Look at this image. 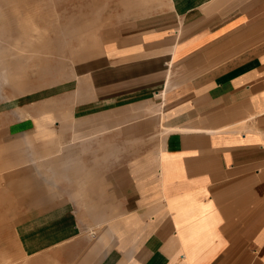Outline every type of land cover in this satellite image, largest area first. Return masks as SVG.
Masks as SVG:
<instances>
[{"label":"crops","instance_id":"0c3cea01","mask_svg":"<svg viewBox=\"0 0 264 264\" xmlns=\"http://www.w3.org/2000/svg\"><path fill=\"white\" fill-rule=\"evenodd\" d=\"M4 1L0 50L7 48L2 34L26 41L25 20L47 15L33 0L23 16L10 14L11 3ZM71 1L58 4L67 5L59 21L68 22L66 30L81 27ZM166 2L162 11L114 20L101 31L99 48L74 52L69 84L25 83V89L41 90L38 108L0 111V164L25 155L24 183L13 188L34 190L17 204L33 209L17 228L25 257L40 254L42 264H264V0ZM12 15L19 17L17 29L10 25ZM38 21L31 29L43 35L30 46L41 51L37 63L63 45L98 41L96 35L45 38L41 27L57 33L58 25ZM99 52L106 67L91 69L95 83L87 89L86 82L77 83V67L93 65ZM58 61L44 74L66 72L65 55ZM12 89L8 100L17 98L18 85ZM87 90L107 105H82ZM72 139L76 151L62 154ZM83 139L91 152H78ZM39 154L48 156L49 166L58 164L51 169L55 174L43 167L45 184L35 191L27 167ZM18 168L7 170L11 179ZM68 177L89 195V212L82 214L76 200L53 203L46 197L63 198ZM87 224L105 227L91 232Z\"/></svg>","mask_w":264,"mask_h":264},{"label":"rangeland","instance_id":"374dc122","mask_svg":"<svg viewBox=\"0 0 264 264\" xmlns=\"http://www.w3.org/2000/svg\"><path fill=\"white\" fill-rule=\"evenodd\" d=\"M27 1L28 0H18V1L6 0L4 2H6L7 4L11 3L9 5L11 6V8L12 7L13 8L12 9L10 8L11 10L9 9L10 14L17 12L18 14H21L23 16V14L29 12V8L31 7L30 4L27 3ZM61 1H65V0H48V1L47 0H33L32 3L39 4L42 10L47 13V15L46 16L44 15L43 18L42 17L38 18L35 16L33 20L30 17L31 19L30 21L28 19L25 20V23L23 24L24 25L23 28L27 30L26 32L28 34L26 41L25 39L17 38V35L15 33L14 35L12 34L13 36H16L14 38L8 32H7L8 34L7 33L2 34L4 35L3 41H4V44L7 45V48L0 50V93L2 94V95L0 94V111L6 112L13 108L20 109L26 106H31L30 108H32V106L35 108H38V106L41 105V100H42L41 95H39L41 90H39V88L37 89L30 88L27 91V89H24L25 88L23 86L24 83L26 84L31 83V85H33L34 83H38L43 86V83L46 82L45 84H48L47 86H45L46 88L54 87L58 85L59 83H62L63 81H65V84H69L67 80L74 79L73 70H75L72 64V58L70 56L73 57L74 52H79L80 48L82 50V53L84 54H88L92 52V50L94 51L96 47L99 48L102 44V38H103L101 37V31H103L104 28H106V26L113 25L112 23L114 20L122 21L123 16L127 18L128 13H129L128 16L132 19L138 16L139 14L138 11H141L143 13L148 12V11L152 12L154 11L155 8H157V10L160 9L162 11L166 7L169 6L167 5L166 0H72L70 3L71 5L74 4V6L69 7V9L74 7L75 12H79L78 13L79 17L77 18L78 19L80 18L79 23H81V25L79 26L81 27L78 26L79 28L77 29L66 30L68 28L66 27L68 25V22L66 24L64 21L62 23L59 22L60 19L62 18L61 10H64L67 8V5L65 4L66 6L60 9V6H58V4H60ZM2 10H3V5H0V14ZM7 14L8 13H6V15ZM11 17L12 18H11L10 23L12 24L10 25L14 29L19 28V25H18L19 17L17 18L15 17V15H12ZM70 17L72 18L75 16H70ZM38 19H40V21H42V19L44 20L48 19L50 22L51 28L54 25L55 26L58 25L57 28L59 29L57 33H49L47 31L46 26L41 27L44 29L45 38L47 36H52L55 39L59 38V40L65 41L68 39L73 40L75 38L83 39L85 37H90V36L92 37L96 35L98 41L97 43L94 42L89 45V43H85L84 40H82V42L81 41L75 42L73 46H71L72 48L64 46V45L61 46L62 45L61 44L60 45L61 48H55L51 50L50 52L51 58L50 56H47L45 63H42V64L37 63L38 61L39 62L42 61L40 60L41 51L36 48L31 49L30 46H31V42H33L34 40L39 41L43 35L41 32H35L31 29L32 24L37 25L39 23ZM63 23L65 24V26ZM72 23H74V21H72ZM63 27L64 29L62 31ZM23 34L25 35L24 32L21 35ZM10 35L12 36V38H10ZM18 35L21 36L20 33H18ZM34 35L37 36L36 39ZM10 41L12 45H10L11 44ZM6 45L4 46L6 47ZM11 46H12V50H11ZM23 46L24 48H22ZM27 48H30V49H27ZM61 54H64L66 57V66L64 67V69L67 71L60 72V74L58 72L50 71V74L45 75L44 71H46L47 68L51 67L52 69H55L58 65H60V61H58V59L61 56ZM101 57H102V52H99L98 55L91 58V60L93 61V65L86 63L82 66L77 67L78 70H81L80 73L77 74V76L79 75L78 78L80 79L79 81H77V83L86 82L87 84L86 83H83V84L84 85L86 84L87 89L89 88V82L90 83L93 82V84L95 83V81L89 80L90 79L89 72L91 71V69L94 73H98L99 71L100 72L104 71V68L106 67V65L105 63H103V60ZM49 58L51 61L50 63H49ZM82 59L83 61L81 62L84 63L86 62L84 61V59H87V58H82ZM25 61H27L28 63H26ZM69 70L70 71L72 70V72L68 73ZM42 79H44L45 81H42ZM72 82L73 81H71V83ZM98 83L105 84V82H101V81H98ZM118 83L120 85V82ZM16 85H18V90H19L17 98L14 100H11V99L8 100L10 98L9 96L11 95L9 93V90L14 92L12 89V86H16ZM50 90H51L50 92H54V93L56 92V88L55 89L51 88ZM98 91H99V94L104 92V86L98 85ZM78 97H77V100L79 99ZM80 98L82 101V105H88V106L92 105L94 109L105 107V104H106V102H102L104 101L103 98H101V102L99 101L98 103H96L95 102L96 97H91L90 90L85 91L83 96ZM70 99L72 103H69V104L73 105V98H70ZM45 103H49V102L45 101ZM34 110H37V109H34ZM24 115H27V117L29 116L28 118L32 117L30 113L25 112ZM69 115H71L70 119L72 121L73 115L72 114H69ZM19 118L22 119V114L20 113H19ZM66 120H69V118H67ZM1 125H4V123H2ZM4 134H5L4 130L3 129L0 130V136L1 135L4 136ZM93 137H97L96 139L100 140V139H104L105 135H101V136L93 135ZM96 139H93V141L95 142ZM74 140L72 139L70 141L71 143H68L62 146L61 150L59 151L62 154H70L71 152L76 151L75 146L73 144ZM86 142L87 141H85V139L82 140L81 147L83 148H80V145H78V152H80V149H81V153L83 154L91 152V150L87 151L85 149L87 147L89 149V146L86 147L87 145ZM18 147L20 148L19 145ZM4 149L5 148L0 149V153L4 154L5 153ZM20 151H24V150L22 149ZM38 152L40 153L42 152V150H38ZM55 152L57 153L58 151L56 150ZM47 154L48 153H46V155ZM6 156H8V154L4 155L2 158L5 159ZM44 158H48V156H42L41 154H39L35 156L36 160L34 161L30 160L28 162L30 166L27 167V169L33 170L32 174H34L33 177L29 176L28 178L32 179L33 182L36 184L35 188L37 189L34 188L35 191L42 189L44 187L45 178L43 175H41L42 174L41 172L44 169L43 167H45V169L47 170L50 169L51 172H52L51 169L57 168L56 164H58V162H55L53 165L49 166L48 164H50L51 162H49V160L47 159L44 160ZM10 159L11 160L1 161V164H0V171H6L3 174L1 172L0 174V190H1L0 192V264H42V258H40L41 257L40 254H35L33 258H27L24 256L23 248L21 245L22 243L17 234V228L21 225L20 223L26 219V214L28 212H32L33 210L31 207L27 208L26 203L22 204V206L19 205L20 207H17L18 206L17 204H21L20 202H22V200H26L25 195H27L29 192L32 193L34 191L33 188L31 187V189L28 190V192L26 193L24 189L23 191H19V188H15V189L13 188V186L17 182L19 184H22V182L24 183V174H25V169H26L24 164L27 163L26 157L25 155H20V156L17 155V157L14 158V155H13V157H11ZM71 163H73V161H71ZM16 168H18V177L17 178L14 177L11 179L10 172H7V170L8 169L15 170ZM31 172L32 171H30V173ZM52 173L55 174L54 171ZM73 180L74 179L69 178V177L65 178L64 189H66V192L65 191H64L65 193L63 192L64 193L62 194L63 198L60 197L59 195L56 197L52 193L51 194L49 193L48 196L46 197H48V200L52 201L53 203L54 201L57 202L58 199H60L61 201L66 200V201H71V202L76 200V206L79 207V211L82 210L81 213L85 214V212H89L90 210L89 206H91V202L88 199L89 195L84 194L83 192L80 193V189L81 188L83 189V187L77 184L76 180L75 182ZM86 188H89V187L87 186L85 187V189ZM16 189H18L17 192L15 191ZM35 195H40V193L36 192ZM51 195L53 197H51ZM83 219L86 221L88 220L87 218H83ZM81 227L83 228L84 226L82 225ZM85 227L87 228L86 230L88 231L89 229L90 230L93 229L91 232H97V230H101L105 226H89V224H87V226Z\"/></svg>","mask_w":264,"mask_h":264},{"label":"bare ground","instance_id":"6f19581e","mask_svg":"<svg viewBox=\"0 0 264 264\" xmlns=\"http://www.w3.org/2000/svg\"><path fill=\"white\" fill-rule=\"evenodd\" d=\"M21 85V84H20ZM23 85H25V83L23 84ZM22 88V87H21ZM30 88V87H29ZM25 89V88H24ZM27 89V88H26ZM28 90V89H27Z\"/></svg>","mask_w":264,"mask_h":264}]
</instances>
